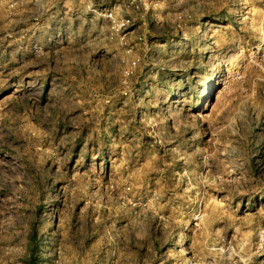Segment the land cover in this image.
I'll return each mask as SVG.
<instances>
[{"label":"rangeland","instance_id":"1","mask_svg":"<svg viewBox=\"0 0 264 264\" xmlns=\"http://www.w3.org/2000/svg\"><path fill=\"white\" fill-rule=\"evenodd\" d=\"M0 264H264V0H0Z\"/></svg>","mask_w":264,"mask_h":264}]
</instances>
